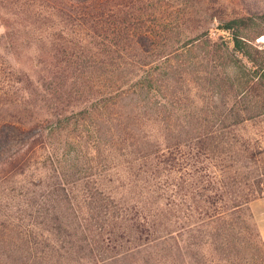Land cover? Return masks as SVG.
Masks as SVG:
<instances>
[{"label":"trees","instance_id":"trees-1","mask_svg":"<svg viewBox=\"0 0 264 264\" xmlns=\"http://www.w3.org/2000/svg\"><path fill=\"white\" fill-rule=\"evenodd\" d=\"M65 1L78 5L90 0H0V8L9 17L3 23L5 38L14 42L10 29L37 24L41 11L57 4L64 7ZM262 21L264 12L234 15L215 27V37L208 34L210 51L197 70L199 90L226 94L228 100L222 109L211 105L200 109L205 124L198 125L203 131L196 139L195 123L174 126L160 118L157 110L168 134L153 136L146 150L133 141L128 146L135 144V153L129 150L116 157L111 149L123 147L128 139L111 133L110 128L102 131L109 118L97 116L101 121L91 117V122L79 123L88 136L71 135L67 126L58 128L67 118L63 113L49 112L36 123L0 120V264H69L74 254L91 258L90 264H140L137 255L148 249L155 253L148 252L142 264H264V242L247 205L259 197L260 187L239 196L232 190L203 188L210 191L204 202L195 200L199 176L195 174V145L205 148L199 141L213 134L206 117L219 116L225 128L264 119V46L255 40L264 39ZM17 56L12 51L15 61ZM4 67L0 62V78ZM153 86L164 85L150 68L129 85L138 93H153L152 97L156 95ZM131 89H120L106 101L120 103ZM201 92L198 97L206 104ZM85 109L90 112L93 105ZM118 117L115 114L113 119ZM41 124L49 129L36 131ZM184 126H192L194 135L178 139ZM122 172L132 177L137 195L119 199L121 205L105 206L100 221L85 217L87 209H81L74 185L80 182L84 192L102 181L123 186ZM171 172L178 174L177 179L169 177ZM42 174L52 180H42ZM15 176L30 179L17 187L6 186ZM30 185L43 193L25 191Z\"/></svg>","mask_w":264,"mask_h":264},{"label":"rangeland","instance_id":"rangeland-1","mask_svg":"<svg viewBox=\"0 0 264 264\" xmlns=\"http://www.w3.org/2000/svg\"><path fill=\"white\" fill-rule=\"evenodd\" d=\"M41 12L37 24L10 29L14 40L11 42L5 38L3 26L9 17L0 8V62L6 65L0 78V120L36 123L49 112L63 113L67 118L58 123V128L67 126L71 135L88 136L79 123L91 122V117L109 118L102 131L110 128L111 133L128 139L123 147L115 145L111 149L110 154L118 157L129 150L136 152L135 144L128 146L133 141L138 142L139 149L146 150L151 147L153 136L168 134L157 118L159 110V117L174 126L195 123L196 139L203 131L198 125L205 124L200 109L208 105L222 109L228 100L226 94L199 90L201 77L197 70L200 60L210 51L207 36L215 37V27L234 15L263 13L264 0H90L78 5L67 2L64 7L57 4L52 10ZM261 30L264 31V21ZM261 37L255 40L262 47ZM12 51L17 53V61ZM149 68L164 85L151 87L156 93L153 97L151 92L138 93L129 87ZM128 88L130 93L120 103L106 101L120 89ZM200 92L206 97V104L199 99ZM167 98L168 102L164 100ZM91 104L93 109L87 112L85 107ZM115 114H119L116 121ZM147 114L150 121L145 120ZM151 117L157 119L152 121ZM220 119L217 115L206 117L213 134L199 141L205 148L195 145V174L199 175L195 179V200L204 202L210 191L203 188L212 187L214 192L232 190L239 196L260 187L259 197L247 205L264 242V119L234 128L222 127ZM41 125L36 131L49 129L47 124ZM184 127L178 139L194 135L192 126ZM106 137L110 139L108 133ZM69 151H74V147ZM41 177L52 180L43 174ZM169 177L177 179L178 174L171 172ZM28 179L15 176L6 186L17 187ZM130 179L122 172L123 186L102 181L100 186L89 187L88 193L79 182L72 191L80 200L81 209H87L85 217L97 222L103 218L105 206L121 205L123 201L119 199L137 195ZM28 188L25 191L43 193L38 186ZM13 192L18 193L15 189ZM51 247L58 248L54 244ZM148 250L137 255L140 264L148 252L155 253L154 249ZM80 262L90 264L92 260L71 255L69 264Z\"/></svg>","mask_w":264,"mask_h":264}]
</instances>
